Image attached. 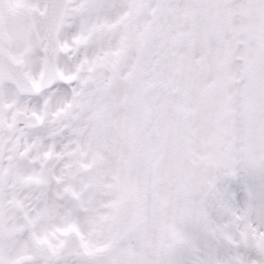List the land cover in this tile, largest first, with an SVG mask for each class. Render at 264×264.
Here are the masks:
<instances>
[{"label": "snow or ice", "instance_id": "1", "mask_svg": "<svg viewBox=\"0 0 264 264\" xmlns=\"http://www.w3.org/2000/svg\"><path fill=\"white\" fill-rule=\"evenodd\" d=\"M0 264H264V0H0Z\"/></svg>", "mask_w": 264, "mask_h": 264}]
</instances>
